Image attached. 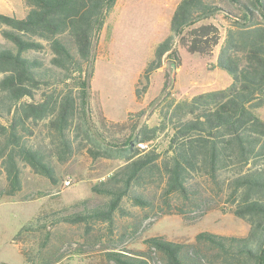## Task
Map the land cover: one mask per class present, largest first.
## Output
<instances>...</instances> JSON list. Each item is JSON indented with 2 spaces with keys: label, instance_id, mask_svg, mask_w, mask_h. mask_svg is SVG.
I'll list each match as a JSON object with an SVG mask.
<instances>
[{
  "label": "trees",
  "instance_id": "trees-1",
  "mask_svg": "<svg viewBox=\"0 0 264 264\" xmlns=\"http://www.w3.org/2000/svg\"><path fill=\"white\" fill-rule=\"evenodd\" d=\"M22 1V16L0 12V163L8 193L20 186L18 160L52 176L46 154L30 142L40 121V131L44 128L57 145L60 159L70 151V127L74 135L93 140L84 116L94 70L93 43L116 3ZM218 11L228 25L216 66L230 75V83L170 102L161 127L167 121L171 134L162 153L150 150L138 155L141 151L131 138L114 152H100L125 161L92 187L109 200L105 206L66 219L109 220L124 196L136 205L152 206L135 187L158 174L159 211L184 213L188 205L201 208L205 203L201 194L211 190L223 198L224 209L246 223L247 232L234 236L201 231L192 242L151 236L145 239L146 249L136 255L110 252L116 264H150L158 258L160 264H264V119L258 110L264 105V0H179L170 32L156 45L141 77L146 89L163 56L174 54L176 38L191 52H210L220 38L215 25L185 29ZM153 134H144L142 140Z\"/></svg>",
  "mask_w": 264,
  "mask_h": 264
},
{
  "label": "rangeland",
  "instance_id": "rangeland-1",
  "mask_svg": "<svg viewBox=\"0 0 264 264\" xmlns=\"http://www.w3.org/2000/svg\"><path fill=\"white\" fill-rule=\"evenodd\" d=\"M178 1L116 0L93 43L94 70L84 115L92 141L84 134L74 135L70 127V151L60 159L57 145L44 128L40 131V121L30 142L46 154L52 176L37 173L18 160L20 186L13 193H8L9 182L0 163V264H116L110 260V252L136 255L146 249L145 239L151 236L192 242L201 231L234 236L247 232L246 223L224 209L223 198L211 190L201 194L205 200L201 208L188 205L184 213L159 211L162 183L158 174L135 187L152 206L136 205L130 196H124L109 220L90 218L74 223L66 219L105 206L109 200L92 187L105 181L125 161L100 152H114L131 138L147 143V149L138 155L150 150L162 153L171 134L167 121L161 127L170 102L230 83V75L216 66L228 25V19L218 11L185 29L215 25L220 38L210 52H191L176 38L174 54L163 56L144 89L143 69L156 45L169 34ZM10 7L17 11L15 15L25 12L22 0H0V12ZM136 89L141 91L139 96ZM258 110L264 118V105ZM78 111L82 113L80 106ZM152 129L154 132H150ZM144 134L153 137L142 140ZM65 178L70 180L68 186L63 185ZM150 264H160V259Z\"/></svg>",
  "mask_w": 264,
  "mask_h": 264
},
{
  "label": "built area",
  "instance_id": "built-area-1",
  "mask_svg": "<svg viewBox=\"0 0 264 264\" xmlns=\"http://www.w3.org/2000/svg\"><path fill=\"white\" fill-rule=\"evenodd\" d=\"M134 145L137 147L138 150L144 151L147 149V143L141 140H137L134 142ZM64 186H68L70 184L69 178H65L62 180Z\"/></svg>",
  "mask_w": 264,
  "mask_h": 264
},
{
  "label": "crops",
  "instance_id": "crops-1",
  "mask_svg": "<svg viewBox=\"0 0 264 264\" xmlns=\"http://www.w3.org/2000/svg\"><path fill=\"white\" fill-rule=\"evenodd\" d=\"M4 1H7V2H15V1H20L21 2V0H2V2H4ZM4 13H7V14H13V13H17V11H15L12 7H10L9 9H7V10H2ZM24 14V13H23ZM22 14V15H23ZM21 15V16H22ZM219 88H222V87H219ZM214 89H217V88H214ZM263 118V117H262ZM264 119V118H263Z\"/></svg>",
  "mask_w": 264,
  "mask_h": 264
}]
</instances>
